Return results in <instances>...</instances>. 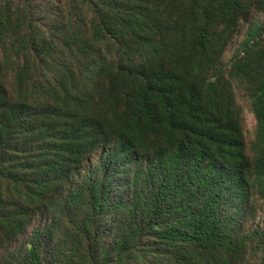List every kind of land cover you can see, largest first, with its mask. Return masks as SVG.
I'll return each mask as SVG.
<instances>
[{
  "label": "trees",
  "instance_id": "obj_1",
  "mask_svg": "<svg viewBox=\"0 0 264 264\" xmlns=\"http://www.w3.org/2000/svg\"><path fill=\"white\" fill-rule=\"evenodd\" d=\"M253 12L264 0H0V264H264V222L240 221L264 200V20L223 63Z\"/></svg>",
  "mask_w": 264,
  "mask_h": 264
},
{
  "label": "rangeland",
  "instance_id": "obj_2",
  "mask_svg": "<svg viewBox=\"0 0 264 264\" xmlns=\"http://www.w3.org/2000/svg\"><path fill=\"white\" fill-rule=\"evenodd\" d=\"M68 0H39V3L43 7L48 9H55L59 11L64 10ZM264 12H253L248 18H245L241 21L239 29L234 33L231 42L228 45V48L223 56V63L228 65L231 57L235 53L239 44L243 41L246 31L253 21H263ZM234 95L236 98L237 105L241 110V125L245 135L246 141V153L251 159L254 160L253 154V145L256 139L257 133V120L252 111L251 102L247 98V93L245 87L240 82H233ZM103 155V150L97 151L87 162L86 167L82 172V176H85L91 171V169L101 162ZM241 225L243 232H251L256 229L259 225H262L264 222V200L256 201L253 205L248 208V212L241 216ZM39 225V221L34 222L30 229L36 228ZM29 233V231H28ZM28 233L19 238L14 244V248L19 247L24 240L26 239ZM249 264H259L258 257H252Z\"/></svg>",
  "mask_w": 264,
  "mask_h": 264
}]
</instances>
